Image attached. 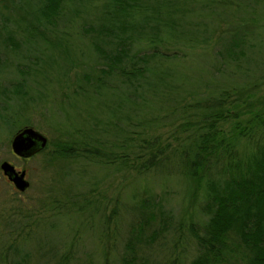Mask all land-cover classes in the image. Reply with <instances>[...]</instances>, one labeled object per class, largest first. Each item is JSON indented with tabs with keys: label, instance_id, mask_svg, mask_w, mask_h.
<instances>
[{
	"label": "rangeland",
	"instance_id": "1",
	"mask_svg": "<svg viewBox=\"0 0 264 264\" xmlns=\"http://www.w3.org/2000/svg\"><path fill=\"white\" fill-rule=\"evenodd\" d=\"M101 2L63 0L51 21L35 22L25 10L36 0H0V163L25 171L30 184L18 192L0 170V264L131 263L125 245L143 219L142 201L159 203L170 219L162 230L158 216L144 225L133 264H188L197 248L189 224L202 223V199L188 193L172 152L199 123L194 105L224 89V118L215 123L223 132L235 115L247 116L241 111L249 103L262 107L264 0H182L180 39L160 35L153 85L135 97L115 73L96 80L104 67L93 41L100 40L88 30L102 23ZM230 37L237 60L224 49ZM130 51L151 49L134 43ZM23 127L47 140L27 160L10 146ZM145 141L169 155L164 170L138 168ZM57 144L73 154L62 155Z\"/></svg>",
	"mask_w": 264,
	"mask_h": 264
},
{
	"label": "trees",
	"instance_id": "2",
	"mask_svg": "<svg viewBox=\"0 0 264 264\" xmlns=\"http://www.w3.org/2000/svg\"><path fill=\"white\" fill-rule=\"evenodd\" d=\"M36 1L32 10L22 9L35 22H39V19L48 22L59 13L63 0ZM75 1L81 3L89 0ZM181 2L102 0L99 5L101 10L96 17V21L102 23L88 30L93 33L91 41L96 38L100 40V44L93 41L104 67L99 69L96 80L99 82L103 75L115 73L122 78L123 84L130 87V96L134 97L136 92L153 85L151 75L155 69L150 63L159 53L153 49L164 32L180 39L175 27L181 24L175 17L182 11L178 9ZM163 5L165 10L162 13L160 8ZM134 43L144 44L151 51L131 53ZM187 43L191 47L197 44L192 40ZM236 43L237 40L230 37L229 45L224 47L230 60L238 59L239 52L234 50L238 47ZM153 77L158 83L165 80L162 74H154ZM225 94L222 89L217 95L195 103L194 107L199 109V123H194L193 132L187 138V143L182 145V150L172 152L177 155L179 172L186 178L188 193L202 199V223L198 228L193 222L189 224L191 238L197 248L188 264H264V100L259 108L249 103L248 108L241 111L247 116L242 118L235 115L230 129L223 132L215 127V123L224 118ZM138 97L144 102L139 93ZM145 142L139 155L143 157L138 158L143 159H137L138 168L144 172L164 170L169 155L162 154V148ZM57 145V151L62 155L73 154L72 147ZM87 152L95 154L96 151ZM123 155L120 158L122 164L127 162V155ZM116 160L115 156L112 161ZM105 162L110 161L107 159ZM157 204L140 202L138 212L143 219L125 245L131 254V263L126 264H133L135 247L140 244L139 236L144 225L150 226L152 219L158 216L159 230L167 227L170 215L167 211V214L163 213L162 207Z\"/></svg>",
	"mask_w": 264,
	"mask_h": 264
},
{
	"label": "water",
	"instance_id": "3",
	"mask_svg": "<svg viewBox=\"0 0 264 264\" xmlns=\"http://www.w3.org/2000/svg\"><path fill=\"white\" fill-rule=\"evenodd\" d=\"M46 142V137L38 131L31 127H23L13 135L10 146L15 156L29 158L44 149ZM0 170L17 191L23 192L28 187L24 171L16 172L14 166L7 161L0 163Z\"/></svg>",
	"mask_w": 264,
	"mask_h": 264
},
{
	"label": "flooded vegetation",
	"instance_id": "4",
	"mask_svg": "<svg viewBox=\"0 0 264 264\" xmlns=\"http://www.w3.org/2000/svg\"><path fill=\"white\" fill-rule=\"evenodd\" d=\"M20 129H21V128H18L14 134H16ZM14 134H13V135H14ZM42 150H43V149H42ZM42 150H41V151H42ZM41 151H39L38 153L34 154V156L37 155V154H39ZM34 156H31V157H34ZM31 157H29V158H31ZM19 158H20V157H19ZM29 158H22V159L27 160V159H29ZM14 168H15V167H14ZM15 170H16V172L23 171V170H17L16 168H15ZM24 178L26 179V172H25V171H24ZM26 180H27V179H26ZM7 181H8V179H7ZM27 181H28V180H27ZM8 183L12 185V183H11L10 181H8ZM12 186H13V185H12ZM29 186H30V184H29V182H28V187L25 189V191H27V190L29 189ZM13 187H14V186H13ZM14 189H15V188H14ZM15 190H16V189H15ZM25 191H23V193H24ZM18 192H19V191H18ZM2 262H3V261H2Z\"/></svg>",
	"mask_w": 264,
	"mask_h": 264
}]
</instances>
